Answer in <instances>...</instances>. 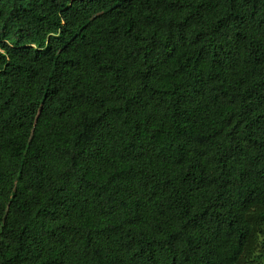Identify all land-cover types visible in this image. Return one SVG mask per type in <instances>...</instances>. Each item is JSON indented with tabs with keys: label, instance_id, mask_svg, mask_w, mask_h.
<instances>
[{
	"label": "trees",
	"instance_id": "1",
	"mask_svg": "<svg viewBox=\"0 0 264 264\" xmlns=\"http://www.w3.org/2000/svg\"><path fill=\"white\" fill-rule=\"evenodd\" d=\"M0 264H264V0H0Z\"/></svg>",
	"mask_w": 264,
	"mask_h": 264
}]
</instances>
